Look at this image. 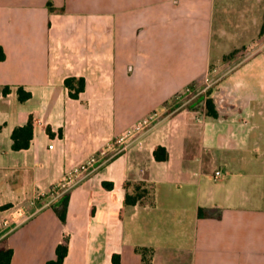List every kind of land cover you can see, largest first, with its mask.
<instances>
[{
  "label": "crops",
  "instance_id": "crops-1",
  "mask_svg": "<svg viewBox=\"0 0 264 264\" xmlns=\"http://www.w3.org/2000/svg\"><path fill=\"white\" fill-rule=\"evenodd\" d=\"M234 1L0 0V220L10 223L0 239L9 264H45L64 239L62 264H113V255L120 264H264V206L221 207L209 181L226 177L209 164H238L264 188V49L237 66L224 61L264 41V0H240L247 23L223 19L216 39V12ZM227 29L236 42L222 39ZM68 77L84 79L76 99ZM207 78L216 118L203 101L199 115L193 104L171 105ZM19 87L28 99L18 100ZM151 113L140 143L112 155L116 137ZM29 119L28 147L12 150L13 129ZM93 155L101 163L65 193L62 223L51 206L61 196L48 192ZM126 193L141 196L128 205Z\"/></svg>",
  "mask_w": 264,
  "mask_h": 264
},
{
  "label": "rangeland",
  "instance_id": "rangeland-1",
  "mask_svg": "<svg viewBox=\"0 0 264 264\" xmlns=\"http://www.w3.org/2000/svg\"><path fill=\"white\" fill-rule=\"evenodd\" d=\"M234 4L233 8H230L226 11V9H220V11L216 12V17H215V24L214 28H215V38L217 39L219 37V29L217 27V25L223 24V19H225L224 22L229 23L230 25H245L247 23V13L245 12V8H244V4H242L240 2V0H235L234 2H232ZM226 33H224V35L222 34V39L227 40V41H235L237 40L236 37H234V33L233 30L231 29H227L225 30ZM218 35V36H217ZM258 42V41H257ZM252 45H250L251 47ZM246 49L240 48L237 49L233 52H231L227 57H224V61L225 58H230V60H232V66H237L240 65L241 63H243L246 59V56L244 55V53ZM262 53H264V50L261 51ZM209 79V78H207ZM213 87V85H212ZM211 88V86H210ZM211 90H205L204 92H202L201 94L195 96V97H191V96H187L185 93L184 95H182L180 98L177 99H173L171 100V105L174 104L176 105V107H178V103H184L185 105L183 107H189L191 104H193L192 108L196 111V114L199 115L201 110H200V102H204V99L206 97H208L209 93ZM202 96V98L198 99L199 96ZM204 96V97H203ZM204 98V99H203ZM179 101V102H178ZM180 103V104H181ZM174 105H172L174 107ZM170 111V110H169ZM202 113V112H201ZM261 131L264 132V124L261 125ZM254 157V156H252ZM251 157V158H252ZM255 158V157H254ZM253 159V158H252ZM214 168H219L220 173L221 174H225V180H218V181H214V180H209L210 184L212 187H214L215 189V199L218 202H222L221 203V207L222 206H228V205H233V206H237L239 204V202L241 201L242 203L244 202V205L248 208H254L256 207V205L259 206H264V188H259V190L257 189L258 193H260L261 197H257V191L256 188L254 186V184H252L251 182H253V179L250 178V176L248 175H244L243 173V169H241L238 164H235L233 166H229L226 167L223 165V163L219 162H215V163H211L209 164V168L208 171H211ZM225 169V173L223 172V170ZM246 176V177H244ZM247 180L248 184H245V186L242 184L243 180ZM216 183H223L226 186L225 187H229L231 188V193L230 194H226L225 191L223 192L221 187H219ZM250 183V184H249ZM243 186H242V185ZM241 185V190L242 187L243 191L246 195V200L243 199L242 194L240 195L239 193V186ZM261 186V185H260ZM62 196V195H61ZM228 196V197H227ZM261 198V200H260ZM215 212H217V210H214Z\"/></svg>",
  "mask_w": 264,
  "mask_h": 264
},
{
  "label": "trees",
  "instance_id": "trees-1",
  "mask_svg": "<svg viewBox=\"0 0 264 264\" xmlns=\"http://www.w3.org/2000/svg\"><path fill=\"white\" fill-rule=\"evenodd\" d=\"M260 35H264V15H262V24L260 29ZM4 59V53L2 51V48L0 47V60ZM64 87L67 89L68 96L72 99H76L78 97V94L83 91L84 89V79L83 78H75V77H68L64 79ZM8 88H3V93H7ZM17 96L19 101H24L30 97L29 93L23 92L22 88H17ZM204 113L208 117L216 118L218 116L214 102L212 98L206 97L204 99ZM49 132V130H48ZM32 137V121L31 119L28 120V122L21 126L16 127L13 129L11 133V140H12V150H20L25 149L28 147L30 139ZM159 151L163 152V155L160 156L158 153ZM154 158L156 160H162L166 156L164 155V149L162 147L155 148L154 152ZM127 183L124 184V188L126 187ZM104 186L106 188H111L110 183H105ZM141 195L131 197L127 193L124 197V203L125 204H135ZM67 202H68V195L63 194L60 197L59 203L52 206V210L57 216V218L60 220V222L65 223L66 218V208H67ZM198 215H201V209L198 211ZM67 239H64V241L56 246L55 249V257L51 260H48L45 264H62L64 257L67 253ZM12 256V250L5 246L4 239H0V264H9L10 259ZM112 263L113 264H120L119 256L113 255L112 256ZM147 264V263H145Z\"/></svg>",
  "mask_w": 264,
  "mask_h": 264
},
{
  "label": "built area",
  "instance_id": "built-area-1",
  "mask_svg": "<svg viewBox=\"0 0 264 264\" xmlns=\"http://www.w3.org/2000/svg\"><path fill=\"white\" fill-rule=\"evenodd\" d=\"M264 49V41L256 42L251 47L249 46L246 49L244 55L246 58L248 56L254 55L258 53L260 50ZM216 72V70H213ZM211 86V82L206 79L205 84L202 88L198 90L189 89L185 90V94L187 96L195 97L205 90H208ZM156 115L155 113H151L144 117L142 120L138 121L135 125L131 128L122 132L116 139L114 140L113 147H112V155H116L126 148H128L133 143H140V137L145 133L149 128H151L156 122ZM52 146L50 145L49 148ZM101 162H99V158L96 156L89 157L85 162L79 163L69 169L63 176L60 183L50 188L48 194L54 196H61L65 194L70 188L77 185L83 178L91 174L93 171L97 169ZM220 171H216L214 173V178L221 177ZM45 196V194H40L38 198ZM10 230V223L7 220H0V237L5 235Z\"/></svg>",
  "mask_w": 264,
  "mask_h": 264
}]
</instances>
